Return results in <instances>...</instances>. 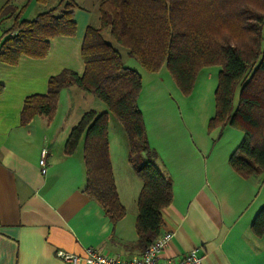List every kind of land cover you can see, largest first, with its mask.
<instances>
[{"label":"crops","instance_id":"crops-1","mask_svg":"<svg viewBox=\"0 0 264 264\" xmlns=\"http://www.w3.org/2000/svg\"><path fill=\"white\" fill-rule=\"evenodd\" d=\"M73 14L76 34L51 39L44 58L21 56L15 65L0 62V264H68L56 257L57 250L82 254L87 246L124 257L142 250L135 231L141 181L117 175L109 143L117 193L126 209L121 219L112 222L83 191L82 141L72 154L63 152L70 129L86 111L70 117L72 85L61 90L50 120L37 115L24 125L20 121L24 98L44 94L51 75L62 69L83 72L80 48L93 16L78 5ZM2 30L0 23V41ZM151 74L147 95L156 104L148 120L140 109L157 167L172 183V200L162 209L161 233L173 235L161 258L178 259L196 249L200 264H264V233L251 230L264 206V177L245 178L228 163L242 131L231 126L207 131L213 108L205 107L197 117L192 107H174L162 99L164 82L183 98L169 72L162 73L161 67ZM43 148L47 150L44 175L38 163ZM127 154L123 163L121 155L125 172L130 166Z\"/></svg>","mask_w":264,"mask_h":264},{"label":"trees","instance_id":"trees-1","mask_svg":"<svg viewBox=\"0 0 264 264\" xmlns=\"http://www.w3.org/2000/svg\"><path fill=\"white\" fill-rule=\"evenodd\" d=\"M11 1L0 7V23L12 19L2 30L0 62L15 65L21 56L44 58L51 39L76 34L74 0H60L58 12L52 8L31 19L20 16L25 5L18 8ZM35 1L45 4L49 0ZM98 12V27L88 25L82 39V74L62 69L51 75L44 94L24 98L20 121L24 125L37 115L50 120L61 90L71 85L106 104L124 130L128 162L141 181L135 231L136 244L143 250L162 234V209L172 200V183L157 167V154L146 134L138 104L142 77L123 64L120 53L101 33L109 29L146 72L165 66L184 95L192 92L203 67L218 65L214 112L207 131L225 126L242 131L228 163L245 178H263L264 0H99ZM81 141L86 175L83 191L116 222L126 209L113 175L106 111H84L70 129L63 152L72 154ZM251 230L256 235L264 233V206L255 215Z\"/></svg>","mask_w":264,"mask_h":264},{"label":"rangeland","instance_id":"rangeland-1","mask_svg":"<svg viewBox=\"0 0 264 264\" xmlns=\"http://www.w3.org/2000/svg\"><path fill=\"white\" fill-rule=\"evenodd\" d=\"M5 2L6 0H0V7ZM59 2L60 0H49L47 3L41 4L36 2L35 0L11 1V3L16 5L18 8L25 5L20 16L21 18H26V19H31L35 17L38 13L52 8H57L56 12H58L62 8V5L57 7ZM74 2H76V6L77 5L85 6L88 9V11L92 14L93 18L90 22L91 25L95 27L99 25L98 24L99 13L97 10L96 0H74ZM11 23H12V19H5L3 20V27L6 28L10 26ZM101 34H102V38L105 41L109 42L120 53L123 64L129 68L136 70L142 76V80H143L142 86L145 88L140 92L138 103H139V107L142 109L145 118L148 120V118L152 114L151 107H154L156 104L155 102H151L150 101L151 97L147 95L148 87H146V84L150 79V77H152L151 76L152 74L146 72L137 62L136 59L128 55L126 48L120 45L111 36L109 29L103 30ZM218 70H219L218 65L203 67L199 71L197 78L195 80L194 88L189 95H184L178 88L180 93L183 95V98L180 96V94H177L179 93L177 92L178 90H176V92L175 90L171 91L173 90V87L170 86L169 88L168 84L164 82L162 85L163 88L162 99L166 98V100H168L170 104L174 105V107L194 108L197 117H200L205 112V107H208L210 111L212 108L214 110V89L217 84ZM162 73H168V70L165 66L162 67ZM208 74H210V76ZM72 89L73 90H71V99L73 102L72 104L73 108L70 117L75 118L76 114H79V112L81 113L83 110H88V109H93L96 112L106 111L108 113V136L110 143V151L112 154L114 166L117 170L116 171L117 175L124 177L123 176L124 174L127 178H130L132 181H138L139 178L137 177L131 166H129L128 170L126 169L125 172V170L123 171V167L121 165V155H122V163H123V158H124L123 155L126 154L128 151V142L124 130L122 129L118 120L109 111L106 104L103 103L101 100H99L95 95L83 91L76 85H72ZM165 107H169V105H166ZM127 173L131 174L132 176H129Z\"/></svg>","mask_w":264,"mask_h":264},{"label":"built area","instance_id":"built-area-1","mask_svg":"<svg viewBox=\"0 0 264 264\" xmlns=\"http://www.w3.org/2000/svg\"><path fill=\"white\" fill-rule=\"evenodd\" d=\"M46 156L47 150L43 148L38 161L40 172L43 175L47 172ZM172 235L171 232L160 234L140 253L130 257L104 253L91 246L84 247L82 254H69L57 250L55 255L68 264H200L202 257L198 255L196 249L187 251L178 259L161 258V254Z\"/></svg>","mask_w":264,"mask_h":264}]
</instances>
